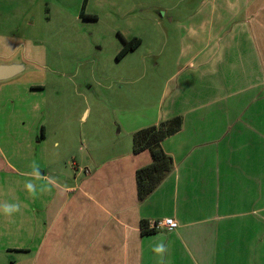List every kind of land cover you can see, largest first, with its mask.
Masks as SVG:
<instances>
[{
  "label": "crops",
  "instance_id": "0c3cea01",
  "mask_svg": "<svg viewBox=\"0 0 264 264\" xmlns=\"http://www.w3.org/2000/svg\"><path fill=\"white\" fill-rule=\"evenodd\" d=\"M193 1L172 19L177 69L158 103L126 120L131 137L182 118L161 143L173 171L140 200L136 173L152 162L149 151L117 143L105 159L90 153L77 173L50 175L19 171L0 145V195L17 194L11 217L22 219L4 224L0 211V229L24 235L11 237L8 253L28 264H264V0ZM41 130L37 143L49 137ZM164 219L178 228L143 234V222L150 229ZM32 225L35 238L20 229Z\"/></svg>",
  "mask_w": 264,
  "mask_h": 264
},
{
  "label": "rangeland",
  "instance_id": "374dc122",
  "mask_svg": "<svg viewBox=\"0 0 264 264\" xmlns=\"http://www.w3.org/2000/svg\"><path fill=\"white\" fill-rule=\"evenodd\" d=\"M188 1L0 0V61L21 57L28 65L0 85V145L19 171L74 174L86 167L90 153L105 159L117 153V143L133 145L126 120L153 108L177 69L179 23L172 19L191 9L194 1ZM82 12L98 19L83 20ZM120 35L143 43L118 59ZM44 126L49 137L37 143ZM16 179L17 188L26 185ZM0 197V206L17 203ZM0 211L4 224L13 219ZM26 228L37 237V226L20 229ZM11 230L0 229V264H28L24 255L6 250L15 245L11 237H24Z\"/></svg>",
  "mask_w": 264,
  "mask_h": 264
},
{
  "label": "trees",
  "instance_id": "16d2710c",
  "mask_svg": "<svg viewBox=\"0 0 264 264\" xmlns=\"http://www.w3.org/2000/svg\"><path fill=\"white\" fill-rule=\"evenodd\" d=\"M123 43L118 59L125 57L129 52L136 50L141 44L142 39L134 37L130 40L120 35ZM182 128V118L177 117L158 125L141 129L133 134V153L139 154L149 151L152 162L137 170L136 178L138 185L139 199H146L174 169V161L162 148V141L176 134ZM143 234L154 233L155 230L149 229L146 222L142 223Z\"/></svg>",
  "mask_w": 264,
  "mask_h": 264
},
{
  "label": "water",
  "instance_id": "95a60500",
  "mask_svg": "<svg viewBox=\"0 0 264 264\" xmlns=\"http://www.w3.org/2000/svg\"><path fill=\"white\" fill-rule=\"evenodd\" d=\"M27 69L28 65L21 57L15 58L9 62L0 61V84L17 79L21 74L27 71Z\"/></svg>",
  "mask_w": 264,
  "mask_h": 264
},
{
  "label": "clouds",
  "instance_id": "9594fccd",
  "mask_svg": "<svg viewBox=\"0 0 264 264\" xmlns=\"http://www.w3.org/2000/svg\"><path fill=\"white\" fill-rule=\"evenodd\" d=\"M29 187L31 188V185H29ZM0 207H2L3 213L6 216H11L13 213L20 211V204L18 203H6ZM154 251L156 253H163L165 251V246L163 244H159L154 248Z\"/></svg>",
  "mask_w": 264,
  "mask_h": 264
},
{
  "label": "built area",
  "instance_id": "2783aa9c",
  "mask_svg": "<svg viewBox=\"0 0 264 264\" xmlns=\"http://www.w3.org/2000/svg\"><path fill=\"white\" fill-rule=\"evenodd\" d=\"M160 228H166L169 231H172L178 228V222L174 219H164L152 224V227L150 229L155 230Z\"/></svg>",
  "mask_w": 264,
  "mask_h": 264
},
{
  "label": "flooded vegetation",
  "instance_id": "af4514ba",
  "mask_svg": "<svg viewBox=\"0 0 264 264\" xmlns=\"http://www.w3.org/2000/svg\"><path fill=\"white\" fill-rule=\"evenodd\" d=\"M80 18L83 20H97L98 19L96 15H89V14H85L84 12L80 14Z\"/></svg>",
  "mask_w": 264,
  "mask_h": 264
}]
</instances>
